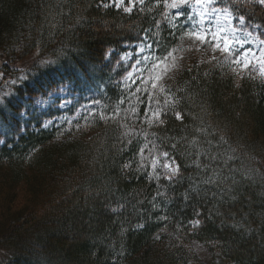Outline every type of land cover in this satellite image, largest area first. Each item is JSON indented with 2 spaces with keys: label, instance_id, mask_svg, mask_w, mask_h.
Listing matches in <instances>:
<instances>
[{
  "label": "trees",
  "instance_id": "16d2710c",
  "mask_svg": "<svg viewBox=\"0 0 264 264\" xmlns=\"http://www.w3.org/2000/svg\"><path fill=\"white\" fill-rule=\"evenodd\" d=\"M146 2L124 13L101 0H0V89L12 93L0 106V264H264V78L254 67L236 75L208 57L180 68L164 87L185 119L168 112L163 126L145 122L144 135L127 130L134 115L94 117L70 133L33 127L35 99L62 86L100 87L111 102L121 95L109 51L117 58L157 31L160 6ZM217 6L264 33L259 0ZM171 37L165 31L162 44ZM157 99L163 106L164 94ZM193 140L232 157L236 201L220 204L211 192L182 199L187 177L197 175ZM153 143L188 166L181 183L139 167L140 150ZM157 190L165 196L153 208ZM196 243L215 259L206 261Z\"/></svg>",
  "mask_w": 264,
  "mask_h": 264
},
{
  "label": "rangeland",
  "instance_id": "374dc122",
  "mask_svg": "<svg viewBox=\"0 0 264 264\" xmlns=\"http://www.w3.org/2000/svg\"><path fill=\"white\" fill-rule=\"evenodd\" d=\"M146 1L148 0H144L143 6L138 4L134 11L143 10L142 8L145 7ZM150 1L153 2L151 4H154V6H159L157 0ZM215 7L220 8L217 6V3ZM160 9L162 19L157 31L156 29H151L141 42L133 45H125L128 50L116 53L117 58L111 57L114 50L109 51L110 58L113 60L112 71L115 73L119 69L120 72L118 75L113 76L116 77L114 81L115 86L118 85L121 87V95L117 99L112 102L111 100L104 99L103 96H106V93L101 95L103 93L100 87H97V89L88 87L84 91L77 92L71 89L69 85L62 86L52 92L47 98L38 97L35 99L34 106L37 110V123H34L33 127L37 131L40 130L38 125H41V129L44 130H57L58 133L60 131L70 133L78 132L81 128H84L83 126L95 119L94 117L118 119L120 116L127 118L126 115H134L128 116V121L127 123L125 122V126L127 130H134V132L144 135L143 124L146 121L144 113L149 111V105L152 110L156 108L155 100L152 97L157 99V93L159 92L152 88V73L150 71L152 61L157 56L164 57L168 52H173V58L168 63L169 70L164 75L162 81L163 85L180 68L189 66L192 62H197L202 58L216 56L222 63L229 65L228 60L224 59L221 53L214 52L209 45L200 44L185 35L189 31L209 28L215 29L217 22L215 15L206 17L201 22L200 17L196 14L199 9L196 8H182L180 11L184 12V16L179 19H176L173 15L177 11L176 9L169 10L161 6ZM189 17H192V19H189ZM231 19L234 27L239 30L237 32L238 38L250 41L249 44L245 45V48L251 47L254 52L258 53L262 47L260 41L264 40V33L256 26L251 28L246 24L241 25L233 15ZM220 23L222 25L224 24L223 15L220 17ZM224 26L226 27V25ZM165 31L172 33L174 39L171 37L172 42L162 44ZM249 32L251 33L250 36L248 35ZM229 34L231 33L229 32ZM147 45L151 47H147ZM141 49H143L142 54L140 53ZM144 56H148L150 59L144 60ZM31 58L33 57L31 56ZM138 59L141 63L133 67V65H136ZM9 91H11V86H4L0 89V95ZM38 100L44 101V103H37L36 101ZM23 113L22 116L28 119L27 113L25 111ZM49 121H51L49 126L44 127ZM58 136L60 137L59 134ZM142 148L144 149V155H148L150 147L144 145ZM163 159L161 158L162 161ZM142 160L143 158L141 156V162ZM145 169L147 172H151L150 166L145 165ZM196 248L206 261L211 262L215 259L201 244L196 243ZM1 257L0 253V260L2 259Z\"/></svg>",
  "mask_w": 264,
  "mask_h": 264
},
{
  "label": "snow or ice",
  "instance_id": "6c2138e0",
  "mask_svg": "<svg viewBox=\"0 0 264 264\" xmlns=\"http://www.w3.org/2000/svg\"><path fill=\"white\" fill-rule=\"evenodd\" d=\"M218 0H157L159 6L165 9H176L177 11L173 14L176 19L184 16V12L180 11L185 7H192L199 9L196 13L201 22L206 18L212 15L217 17L215 29H202L197 31L186 32L185 35L192 40L199 42L200 44L209 45L214 52H219L222 54L223 58L228 60L229 65L232 67V70L236 75H240L241 71H251L252 68H255V71L259 74L261 78H264V40H261L260 43L262 47L259 49V52H254L251 47L245 48L246 44H249L250 41L247 39H240L237 36L239 31L233 25L231 19L233 13L227 8H217L215 7ZM260 5H264V0H259ZM143 6L144 0H109L108 3H104V0H101V7H114L117 10H122L124 13H132L137 5ZM223 15L224 24L220 23V17ZM192 19V17H189ZM241 25L246 23L245 17L241 15L237 18ZM226 25V27L224 26ZM229 32L231 34H229ZM250 36L251 33L249 32ZM147 47H151L147 45ZM140 53H143V49L140 50ZM173 58V52H168L166 56L159 57L157 56L151 64V85L154 90H158L160 93L164 94L163 106L159 99L152 97L155 100L156 108L151 109L149 105V111L145 112L146 123L150 126H163L166 123L167 113L172 112L173 116L177 121H183L185 119L177 106L180 101L176 97L172 96L168 92L162 81L164 75L168 72V63ZM144 60H149L150 57L144 56ZM213 61L219 62V58L216 56L212 57ZM53 61H45V63H51ZM254 62V63H253ZM141 61L138 59L136 65H139ZM131 75V73H130ZM2 77V74H0ZM26 79L25 76H20L17 79L11 81V84L14 86L17 84L18 80L22 81ZM147 83V82H146ZM12 93L4 92L0 95V106L4 105L5 100ZM37 103H44V101L38 100ZM135 111V110H134ZM22 115L24 113H21ZM51 121L48 124H45L44 127H48ZM201 132L204 130L201 129ZM127 136L131 137L133 133H126ZM130 142V141H129ZM4 141L0 140V144H3ZM193 148L195 149V158L192 159L191 163L195 166L197 175L195 177H187L189 181L188 189L182 194V199L186 203H190L195 197L203 194L205 197L211 192V197L213 200H216L220 204L227 203L229 200L236 201L238 193V184L239 182L235 178V172L238 170L232 169L228 160L232 157H227L224 154L219 152H212L211 141H206L208 144L207 149L200 147L201 142L199 140L191 141ZM173 145V149H175ZM140 155L143 160L139 164V167L142 169L145 168V165L150 166L151 172H147L145 169V174L153 180L159 181L161 177L168 182L169 185H175L181 183L184 177V170L188 167L187 165H181L177 162V159L173 158V155L168 151L158 152V145L155 143L152 144V148L148 150V155H144V149L140 150ZM205 157V160H201L200 157ZM163 157V161L161 160ZM264 167V165H261ZM126 168H129L130 165L126 164ZM255 171V169H253ZM165 194L157 190L156 197L153 199L152 207H157V199L164 197ZM115 211V209L113 210ZM195 215L199 216L200 213L193 209ZM193 225H199L201 223L200 219H195L192 221Z\"/></svg>",
  "mask_w": 264,
  "mask_h": 264
}]
</instances>
